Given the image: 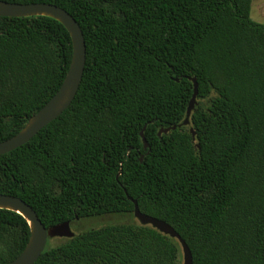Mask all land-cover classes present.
Masks as SVG:
<instances>
[{
  "label": "trees",
  "instance_id": "trees-1",
  "mask_svg": "<svg viewBox=\"0 0 264 264\" xmlns=\"http://www.w3.org/2000/svg\"><path fill=\"white\" fill-rule=\"evenodd\" d=\"M6 1L67 10L86 57L69 106L0 154V193L28 203L45 227L132 216L129 195L176 230L192 264H264V23L251 18L252 0ZM71 56L56 19L0 16V141L52 97ZM189 77L198 87L183 125ZM29 235L21 214L0 208V264ZM182 261L176 238L128 221L47 240L34 264Z\"/></svg>",
  "mask_w": 264,
  "mask_h": 264
},
{
  "label": "water",
  "instance_id": "water-1",
  "mask_svg": "<svg viewBox=\"0 0 264 264\" xmlns=\"http://www.w3.org/2000/svg\"><path fill=\"white\" fill-rule=\"evenodd\" d=\"M44 15L56 19L67 29L72 41V56L66 75L59 88L52 97L34 114H32L23 127L14 135L0 141V154L11 151L31 139L42 127L54 120L65 110L73 100L80 85L86 57L85 41L82 30L76 19L64 8L47 2L19 3L0 0V16H35ZM193 83V93L189 100L186 114L182 122L183 125L189 123L190 113L195 105L197 95V81L195 77H189ZM145 126L140 131V136L144 147L147 141L144 137ZM176 126L160 128V132H166ZM194 137V131L190 128ZM134 204L133 216L142 225H150L158 231L174 237L178 240L182 251V264H192V254L181 236L166 221L140 211L136 199L128 195ZM0 208L15 211L21 214L28 222L30 235L22 251L6 264H34L46 247L48 238L52 237H72L70 222L64 221L53 226L45 227L35 210L24 200L15 195L0 193Z\"/></svg>",
  "mask_w": 264,
  "mask_h": 264
},
{
  "label": "rangeland",
  "instance_id": "rangeland-1",
  "mask_svg": "<svg viewBox=\"0 0 264 264\" xmlns=\"http://www.w3.org/2000/svg\"><path fill=\"white\" fill-rule=\"evenodd\" d=\"M250 16L253 20L264 23V0H252ZM128 221L138 222L133 215L129 216L125 214L108 213L75 220L74 222L70 223V227L74 234H77L90 228L102 227L113 223ZM61 240L62 237L58 236L48 238V242L51 244L57 243Z\"/></svg>",
  "mask_w": 264,
  "mask_h": 264
}]
</instances>
